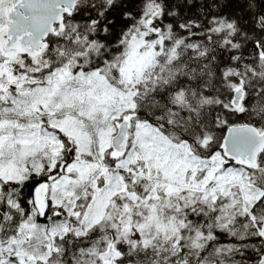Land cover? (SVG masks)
<instances>
[{
  "label": "snow or ice",
  "instance_id": "snow-or-ice-1",
  "mask_svg": "<svg viewBox=\"0 0 264 264\" xmlns=\"http://www.w3.org/2000/svg\"><path fill=\"white\" fill-rule=\"evenodd\" d=\"M0 264H264V0H0Z\"/></svg>",
  "mask_w": 264,
  "mask_h": 264
}]
</instances>
